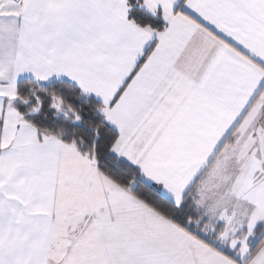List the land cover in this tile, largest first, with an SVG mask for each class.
Listing matches in <instances>:
<instances>
[{"label":"snow or ice","instance_id":"snow-or-ice-1","mask_svg":"<svg viewBox=\"0 0 264 264\" xmlns=\"http://www.w3.org/2000/svg\"><path fill=\"white\" fill-rule=\"evenodd\" d=\"M0 264H264V0H0Z\"/></svg>","mask_w":264,"mask_h":264}]
</instances>
